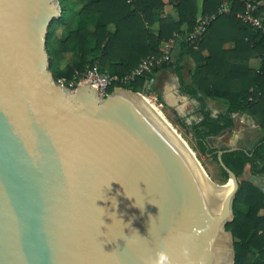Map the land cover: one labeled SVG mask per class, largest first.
Wrapping results in <instances>:
<instances>
[{
	"label": "water",
	"instance_id": "1",
	"mask_svg": "<svg viewBox=\"0 0 264 264\" xmlns=\"http://www.w3.org/2000/svg\"><path fill=\"white\" fill-rule=\"evenodd\" d=\"M57 3L0 0V264H232L221 154L249 146L205 139L224 204L139 93L64 91L45 49ZM248 181L264 192V174Z\"/></svg>",
	"mask_w": 264,
	"mask_h": 264
},
{
	"label": "trees",
	"instance_id": "2",
	"mask_svg": "<svg viewBox=\"0 0 264 264\" xmlns=\"http://www.w3.org/2000/svg\"><path fill=\"white\" fill-rule=\"evenodd\" d=\"M57 2L59 15L50 20L45 36L48 69L54 79L61 76L70 79L74 71L82 73L93 67L99 72L122 76L141 58L157 54L162 41L176 35L178 52L174 61L122 83L116 81L105 89L106 93L113 86L141 92L158 70L172 66L182 93L197 97L199 92L211 99H230L225 114L211 118L203 112L202 119L189 127L199 152L214 160L216 149L208 148L206 137L231 127L232 112L246 111L254 119L263 135L246 151L221 154L223 164L236 178L243 174L245 166L247 174L246 179L237 180L232 219L224 224V230L231 238L232 264H264V192L248 181L250 175L264 174V34L234 15L241 10L240 0H230V12L216 15L193 44L183 38L195 23V0H167L174 16L169 13L161 16L165 6L162 0H87L78 9L69 0ZM217 4L218 0H201L200 15L214 12ZM108 25L113 29L108 30ZM226 42H232L233 47L223 48ZM202 50H206V56L201 54ZM66 52H73L75 60L62 71L52 70ZM183 55L194 64L188 84L181 76L179 62ZM252 57L260 60L258 70L247 67V60ZM197 99L201 101V97ZM220 171L227 178L221 168Z\"/></svg>",
	"mask_w": 264,
	"mask_h": 264
},
{
	"label": "crops",
	"instance_id": "3",
	"mask_svg": "<svg viewBox=\"0 0 264 264\" xmlns=\"http://www.w3.org/2000/svg\"><path fill=\"white\" fill-rule=\"evenodd\" d=\"M225 49H231L233 47L232 42H226L222 46ZM176 49V50H175ZM178 47L175 45L171 51L174 53L171 61H174L177 57ZM203 56L207 55L206 50H202ZM186 55H183L179 62L181 69L182 80L188 84L190 82V74L192 71L186 70L185 73L188 79L182 74L183 65L186 60ZM193 63V62H192ZM247 67L252 70H258L260 60L258 57H252L247 60ZM193 69V66H192ZM153 78V79H152ZM150 80L154 87L159 90L160 94L165 95L164 103L169 106L180 118V122L188 129L189 127L202 119V113L206 112L211 118H217L226 113L230 99H223L219 97L207 98L202 96L201 93H197V97H193L182 93L179 89V81L176 76L173 67L158 70ZM201 97V101L197 98ZM229 118L232 121V126L225 129V134L222 136H208L212 144L222 140L231 145L246 144L249 147L263 135L260 127L254 121L246 111L232 112L229 114ZM228 132V130H230ZM191 135V133H190ZM207 138V137H206ZM190 139L193 143H196L191 136ZM208 146L207 142L205 141ZM250 143V145H249ZM243 146V145H241ZM210 148V147H208ZM246 170V166L244 168Z\"/></svg>",
	"mask_w": 264,
	"mask_h": 264
},
{
	"label": "built area",
	"instance_id": "4",
	"mask_svg": "<svg viewBox=\"0 0 264 264\" xmlns=\"http://www.w3.org/2000/svg\"><path fill=\"white\" fill-rule=\"evenodd\" d=\"M241 10L234 13V15L244 24L248 25L254 30L264 34V0H240ZM231 10L230 0H218L216 10L208 15H199L195 18V23L183 40L189 44H193L204 31L206 25L214 19L216 15L227 14ZM178 36L174 35L172 38L162 41L158 47V53L145 56L141 58L137 65L127 74L122 76L109 75L105 72H99L93 68H85L82 73L76 71L70 79L65 77H57L54 83L64 90H68L75 84V81L83 79L92 85L96 92L101 93L104 97L107 93L105 89L112 86L114 82H124L136 76L143 75L144 72L161 66L170 61L171 51L175 45ZM79 76L78 79L76 77ZM120 87L113 86L112 88ZM105 92V93H104Z\"/></svg>",
	"mask_w": 264,
	"mask_h": 264
},
{
	"label": "rangeland",
	"instance_id": "5",
	"mask_svg": "<svg viewBox=\"0 0 264 264\" xmlns=\"http://www.w3.org/2000/svg\"><path fill=\"white\" fill-rule=\"evenodd\" d=\"M69 1L74 3L75 9H78L87 0H69ZM162 1L165 2V6L163 8L161 16L166 14V13H169V14L174 16V12H173L172 7L168 3H166L167 0H162ZM195 2H196V17H198L200 15L201 0H195ZM153 27H154V25H153ZM107 29L112 30L113 29L112 25H108ZM176 47H177V44L175 42V48ZM173 56H174V53L173 54L171 53L170 60H172ZM74 60H75L74 53L73 52H66L64 54V59L60 62V64L58 66L53 67L52 70L62 71L67 64L73 62ZM193 65L194 64L192 63V60L187 56L186 60L184 62V65H183V70H182V74L185 77L187 75L185 73V71L186 70L192 71ZM186 78L188 79V76ZM84 86H86V81H83V79H81L79 81H75V84L69 88V91H70L69 93L75 94L79 90V88L84 87ZM137 93H139V95L141 97H144L150 106L154 107L158 112L161 113V115L164 117V119L169 123V125L174 129V131L180 136V138L184 141V143L192 151V153L194 154L195 158L199 162L200 166L202 167L203 171L205 172V174L207 175L209 180L216 185L223 184L226 178H224L222 176L220 168H219L218 164L216 163V160H214V158L212 156L204 155V154L199 152L196 144L193 143L192 140L190 139L191 135L188 132V129L180 122V118L176 114V112H174L171 108H169V106H167L164 103V99H165L164 96L165 95L160 94L159 90H157L154 87V85L150 79L148 80L146 87L141 92H137ZM96 96L102 98L101 93L99 91L96 92ZM230 131H231V129L228 130V132H230ZM219 143L229 144L227 142L219 140L218 142L214 143L213 145L216 146ZM249 145H250V143H249ZM246 177H247L246 170H244L243 174L241 176H238L237 180H244V179H246Z\"/></svg>",
	"mask_w": 264,
	"mask_h": 264
},
{
	"label": "bare ground",
	"instance_id": "6",
	"mask_svg": "<svg viewBox=\"0 0 264 264\" xmlns=\"http://www.w3.org/2000/svg\"><path fill=\"white\" fill-rule=\"evenodd\" d=\"M86 87H90L95 92V88L86 82ZM82 88V87H81ZM80 89V88H79ZM64 90V89H63ZM67 93L70 91L64 90ZM116 92L120 93L118 90ZM136 99L140 106L152 117V119L163 129V131L173 140V142L177 145V147L182 151V153L187 157V159L190 161V163L193 165L195 170L198 172V174L202 177V179L208 184V186L224 201L229 191L231 190L232 184L230 180H227L221 185H216L212 183L205 172L203 171L202 167L200 166L199 162L195 158L192 151L189 149V147L184 143V141L180 138V136L174 131V129L169 125V123L164 119V117L161 115L160 112H158L154 107L150 106L149 103L146 101L144 97L136 95ZM226 236L227 234L223 232ZM228 240V236H227ZM229 246V244H228ZM230 254V251H229Z\"/></svg>",
	"mask_w": 264,
	"mask_h": 264
},
{
	"label": "clouds",
	"instance_id": "7",
	"mask_svg": "<svg viewBox=\"0 0 264 264\" xmlns=\"http://www.w3.org/2000/svg\"><path fill=\"white\" fill-rule=\"evenodd\" d=\"M167 256L161 252V253H158V258L156 260V264H167Z\"/></svg>",
	"mask_w": 264,
	"mask_h": 264
}]
</instances>
